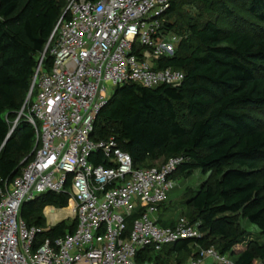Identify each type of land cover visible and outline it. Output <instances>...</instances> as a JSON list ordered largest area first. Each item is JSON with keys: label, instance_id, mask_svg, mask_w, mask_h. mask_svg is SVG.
I'll return each instance as SVG.
<instances>
[{"label": "trees", "instance_id": "16d2710c", "mask_svg": "<svg viewBox=\"0 0 264 264\" xmlns=\"http://www.w3.org/2000/svg\"><path fill=\"white\" fill-rule=\"evenodd\" d=\"M242 1L174 2L164 27L168 33L178 32L171 17L188 3H201L209 14L218 7L230 28L212 19L201 24L186 22L189 37L179 42L174 55L157 62L160 69L184 71L183 83L176 88L118 87L98 117L94 138L115 136L138 168H150L146 165L160 158L184 156L187 161L173 179L178 172L188 177L197 170L216 174L213 185H203L188 201L197 213L191 221L201 223L204 237L180 241L175 251L187 250L192 256V247L215 246L234 257L236 264H259L264 263V245L253 244L237 256L233 252L246 235L241 220L264 235V185L255 176L264 163V123L248 112L264 109V31H259L264 24V0ZM65 7V0H0L3 189L21 175L40 148L36 130L25 117L14 129L12 123L26 104L39 61ZM243 12L258 24L252 27L244 23L246 20L240 18ZM53 60L47 53L43 68L50 70ZM177 105L185 107L190 119L187 125L181 121ZM90 161L107 166L101 153L92 155ZM68 200L67 195L49 193L23 205L21 219L30 227L46 229L38 235L34 249L47 239L55 240L75 230L77 221L47 227L42 216L46 206L66 208ZM137 261L164 262L148 250L141 251Z\"/></svg>", "mask_w": 264, "mask_h": 264}, {"label": "built area", "instance_id": "2783aa9c", "mask_svg": "<svg viewBox=\"0 0 264 264\" xmlns=\"http://www.w3.org/2000/svg\"><path fill=\"white\" fill-rule=\"evenodd\" d=\"M65 1L13 127L25 117L40 148L11 185L3 189L0 181V264H157L138 262L137 257L141 251L158 253L172 243L205 235L200 222L187 218L172 227L159 226V209L187 159L175 156L160 167L136 168L115 136L95 139L94 133L113 97L109 86L153 89L183 83L184 71L160 69L157 62L174 55L182 40L165 31L167 12L174 2L192 0ZM47 53L54 59L50 70L43 68ZM99 153L107 166L90 161ZM49 193L69 197L66 208L74 214L63 220L77 224L73 232L34 249L46 229L28 226L21 209ZM196 247L187 264H236L215 246Z\"/></svg>", "mask_w": 264, "mask_h": 264}, {"label": "rangeland", "instance_id": "374dc122", "mask_svg": "<svg viewBox=\"0 0 264 264\" xmlns=\"http://www.w3.org/2000/svg\"><path fill=\"white\" fill-rule=\"evenodd\" d=\"M238 1L243 2L242 0ZM236 12L239 13L238 10H236ZM240 18L246 20L244 23L249 22L251 25L257 23L251 16H249L245 12H243ZM210 19L215 20L218 23L220 22V26L223 28H230V25L225 22V19H227L225 14L218 7H214L212 14H209L207 11H205V8L201 3H188L186 5H183L180 8L179 12L171 17V22L176 23V27L178 29V32L175 33V35L179 36L182 39H185L190 35L186 22L190 24H201L205 21H209ZM252 27H254V25ZM259 31H264V24H261ZM170 34L171 36H173L172 34L174 33ZM177 49L178 46L176 45L174 47V53L177 52ZM151 65L156 66V63L154 61H151ZM114 90L115 89L113 87H108L109 96H113ZM177 109L180 114L181 121H183V123L187 125L190 119L186 114L185 107L177 105ZM248 112L254 114V116L260 122L264 123V109L248 110ZM14 123L15 121L12 123V127H14ZM166 161L167 158H160L154 162L147 164L146 167H160L164 163H166ZM135 167L138 168L137 166ZM255 176L257 177L259 183L261 185H264V163L261 164V167ZM174 179L176 186L169 192L166 203L159 209L158 212L159 226L161 227H166L171 221L176 222L180 218L194 220L197 217V213L194 211L193 207L189 205L188 201L191 199L192 195H194L203 185H213L218 179V176L212 172L205 175L201 170H197L193 172L192 176L190 177L181 174V172H178ZM51 207L53 206H46L42 213V216L44 217V219H46L47 226L48 223L50 225L52 224V221L48 218L47 215V210H50ZM71 209V207L66 208V210L68 211H70ZM74 221L75 220L73 219L63 220V222L67 223L68 225H71ZM241 228L242 230H244L246 235L244 240L234 247L233 252L235 253V256L244 252L253 244L259 243L261 245H264V235L260 233L259 229H257L256 226L250 224L246 220H241ZM175 245L176 243L167 245L161 252L153 253V255L161 257V259L164 261L163 264H187L191 258V254L187 250L175 251ZM192 250L193 253H195L197 247H192Z\"/></svg>", "mask_w": 264, "mask_h": 264}, {"label": "bare ground", "instance_id": "6f19581e", "mask_svg": "<svg viewBox=\"0 0 264 264\" xmlns=\"http://www.w3.org/2000/svg\"><path fill=\"white\" fill-rule=\"evenodd\" d=\"M74 214V210L73 208L68 211L66 209H61V210H47V215L48 218L52 221V222H58L60 220H63L64 218H66L68 215H73Z\"/></svg>", "mask_w": 264, "mask_h": 264}, {"label": "crops", "instance_id": "0c3cea01", "mask_svg": "<svg viewBox=\"0 0 264 264\" xmlns=\"http://www.w3.org/2000/svg\"><path fill=\"white\" fill-rule=\"evenodd\" d=\"M172 222V221H171Z\"/></svg>", "mask_w": 264, "mask_h": 264}]
</instances>
